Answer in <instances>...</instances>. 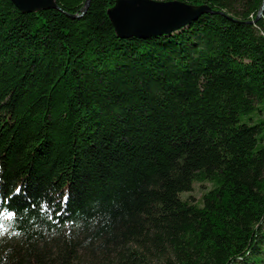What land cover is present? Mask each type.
I'll return each instance as SVG.
<instances>
[{
  "label": "trees",
  "instance_id": "16d2710c",
  "mask_svg": "<svg viewBox=\"0 0 264 264\" xmlns=\"http://www.w3.org/2000/svg\"><path fill=\"white\" fill-rule=\"evenodd\" d=\"M56 1L0 0V264H264L263 0L146 38Z\"/></svg>",
  "mask_w": 264,
  "mask_h": 264
},
{
  "label": "water",
  "instance_id": "95a60500",
  "mask_svg": "<svg viewBox=\"0 0 264 264\" xmlns=\"http://www.w3.org/2000/svg\"><path fill=\"white\" fill-rule=\"evenodd\" d=\"M22 12H36L44 9H59L56 0H11ZM91 0L85 1L83 15ZM212 11L206 4H190L183 0H115L107 13L121 38H146L167 35L178 31ZM214 12V11H212ZM264 12V0L258 12V20Z\"/></svg>",
  "mask_w": 264,
  "mask_h": 264
},
{
  "label": "rangeland",
  "instance_id": "374dc122",
  "mask_svg": "<svg viewBox=\"0 0 264 264\" xmlns=\"http://www.w3.org/2000/svg\"><path fill=\"white\" fill-rule=\"evenodd\" d=\"M211 187V183H207L206 187L201 186L199 183L194 184V189L191 192H185L182 194L183 198H189L191 201L198 202L203 191Z\"/></svg>",
  "mask_w": 264,
  "mask_h": 264
},
{
  "label": "snow or ice",
  "instance_id": "6c2138e0",
  "mask_svg": "<svg viewBox=\"0 0 264 264\" xmlns=\"http://www.w3.org/2000/svg\"><path fill=\"white\" fill-rule=\"evenodd\" d=\"M17 191H19V189H17ZM66 199V198H65ZM0 216H6L8 219H11L14 216V213L11 211H0ZM3 224H0V230L3 229Z\"/></svg>",
  "mask_w": 264,
  "mask_h": 264
}]
</instances>
